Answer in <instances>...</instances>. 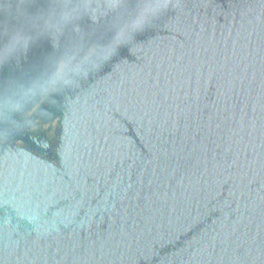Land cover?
I'll return each mask as SVG.
<instances>
[{
  "label": "water",
  "instance_id": "obj_1",
  "mask_svg": "<svg viewBox=\"0 0 264 264\" xmlns=\"http://www.w3.org/2000/svg\"><path fill=\"white\" fill-rule=\"evenodd\" d=\"M0 264H264V0H0Z\"/></svg>",
  "mask_w": 264,
  "mask_h": 264
}]
</instances>
